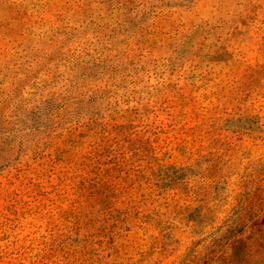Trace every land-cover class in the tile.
I'll list each match as a JSON object with an SVG mask.
<instances>
[{"label":"rangeland","instance_id":"rangeland-1","mask_svg":"<svg viewBox=\"0 0 264 264\" xmlns=\"http://www.w3.org/2000/svg\"><path fill=\"white\" fill-rule=\"evenodd\" d=\"M0 264H264V0H0Z\"/></svg>","mask_w":264,"mask_h":264}]
</instances>
